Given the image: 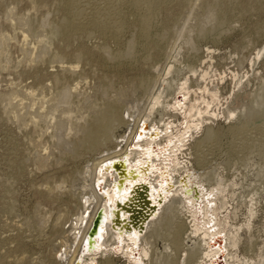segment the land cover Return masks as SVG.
Wrapping results in <instances>:
<instances>
[{"label": "rangeland", "instance_id": "obj_1", "mask_svg": "<svg viewBox=\"0 0 264 264\" xmlns=\"http://www.w3.org/2000/svg\"><path fill=\"white\" fill-rule=\"evenodd\" d=\"M103 1L99 0L101 4L105 3ZM66 2L0 0V264H58L54 248L63 229L62 226L55 229V221H68L79 207L77 200L70 198L66 191L70 182L86 160L97 159L106 154L107 149L115 147L109 141L105 145L106 134L102 122L106 117L120 113L135 94L139 97L149 96L147 91L140 88V82L143 79L149 81L161 71L171 51L174 54L170 65L174 62L183 73L188 72L189 64L197 68L198 76L189 78L196 85L194 89L201 83V79L199 82L197 79L199 73L209 71L211 76L206 80L205 88L212 90L217 86L222 92L218 109L220 117L210 124L219 133L218 138L211 139L210 142L215 155L206 171L215 169L223 174L224 179L237 181V194L257 192L259 195L253 207L250 204L242 205L244 201L239 202L240 199L237 198L234 203L230 200L227 205L230 218L226 223L223 220L224 224L219 222L216 226L220 228L222 225V232L226 235L231 229L240 235L237 258L257 261L264 247V172L263 177L259 178L255 172L260 169L264 171V148L256 141L253 153L238 157L233 143L239 138L234 136L230 128L240 127L246 117L237 116L230 120L226 117L225 109L229 107L238 110L247 106L257 108V103L260 102L256 95L264 86V0H167L160 3L162 6L156 7L159 11L154 9L148 12V17L155 22L152 21L151 38L147 40L144 37L146 41L142 38V13L131 12L129 7L123 9L125 12L121 11L125 24L122 31L105 33L93 29L78 34L57 31L69 17L70 6ZM27 23L29 24L26 25ZM185 25L186 35L190 29L195 30L193 35L195 48L198 49L196 51L186 46V38L180 39L176 48L173 47ZM199 33L204 34L199 36ZM43 35L47 36L51 49L49 54L45 55L44 61L29 62L30 52L33 54L35 48H41L36 53H45L41 42ZM4 37L8 40L7 44H1ZM130 44H134L130 53L132 56L123 57ZM179 52L177 61L175 58ZM56 53L79 66L78 72H82L87 80L81 89L80 99L82 102L90 99L94 103L86 120L74 123L77 134L72 136V141L78 149L76 155L64 146L57 149V142L51 137L40 139L42 126L38 123H29L30 127H25L26 129L23 125L19 127L16 120H10L14 107L7 109L2 101L10 93L19 97L13 105L20 101H27L28 105L29 100L45 102L55 95L56 89L60 87L55 75L62 72V65L55 59ZM259 53L262 54L257 60ZM53 58L55 61L52 62ZM156 64L157 67L153 68ZM63 67L70 66L65 64ZM189 74L191 73L187 75ZM240 79L241 85L238 84ZM195 93L199 95L195 100L205 96L198 91ZM144 101L145 99L139 103L141 107ZM21 107L15 109V112H23ZM172 114L177 117L169 121H175L180 126L183 123L182 117L173 110ZM250 123L252 126L253 122ZM36 126H39L37 130ZM251 134L254 136L255 132ZM205 135L206 127L177 156L179 162H184V158L187 164L191 161L194 170L200 173L203 170L197 163L196 156ZM39 139L42 142H38ZM205 146L207 145H203ZM46 148L52 157L49 165L41 166L38 154H43ZM210 201L215 203L217 200ZM249 207L256 211L251 219L248 218ZM189 212L187 214L191 216ZM195 213L192 212V215ZM220 219L218 217L219 221ZM252 243L256 245L254 248ZM252 248L257 251L258 258L252 256ZM103 261V257L98 255L96 263L102 264ZM112 264L132 263L119 255L113 257Z\"/></svg>", "mask_w": 264, "mask_h": 264}, {"label": "bare ground", "instance_id": "obj_2", "mask_svg": "<svg viewBox=\"0 0 264 264\" xmlns=\"http://www.w3.org/2000/svg\"><path fill=\"white\" fill-rule=\"evenodd\" d=\"M65 1L70 6H67L70 9L69 17L57 31L61 30L64 34H78L93 29L105 33L116 30L118 32L124 24L121 11L129 7L131 12L142 13V38L148 40L152 23L155 22L148 17V12L167 0H101L105 2L102 4L99 0ZM186 25L178 34L173 47L176 48L180 39L186 38V46L196 51L198 49L195 48L193 35L195 30L190 29L186 35ZM201 34L204 33H199V36ZM145 38L143 40L146 41ZM4 40L1 44H7L8 40ZM41 42L45 53L41 50L36 53L40 47L35 48L33 54L30 52L29 62L44 61L45 55L49 54L51 49L47 36H44ZM156 42L158 43L157 40ZM133 46L134 44L129 45V50L123 57L132 56L130 53ZM56 54L55 59L62 65V72L55 75L60 85L55 95L45 102L22 99L29 100V104L26 105L27 101H20L21 103L13 105L18 96L10 93L3 97L2 101L6 105L5 108L14 107L10 120H16L19 127L23 125L24 128H29V123H38L42 126L40 139L51 137L57 142V149L64 146L76 155L78 149L72 141V136L77 134L74 123L79 124L86 120L94 103L90 99H84L83 102L80 99L81 89L87 80L82 72H78L79 66L66 61L62 54ZM173 54L174 51L168 54L166 65L161 71L149 81L143 79L140 82V88L147 91L149 96L139 97L135 94L133 100L128 101L120 113H114L102 122L106 134L105 145L106 141H109L114 143L115 147L107 149L106 154L97 159L86 160L68 188L64 186L68 189L64 188L69 197L77 200L79 207L68 221H55L54 228L62 226L63 229L62 236L54 248L58 264H98V255L104 259L102 264H112L113 257L119 255L127 258L132 264H264V247L258 258L257 251L253 249L256 245L252 243L251 253L252 256H257V261L239 259L236 252L241 243L240 235L232 229L226 235L222 232V225L217 227L219 222L223 223L224 220L226 223L230 218L231 213L227 210L230 200L234 203L240 199L239 202L244 201L242 205L250 204V207H253L259 195L257 192L238 195L235 189L239 185L237 181L224 179L223 174L215 169L206 171L215 155L213 144L210 142L211 139L218 138L219 133L210 127V124L220 117L218 109L222 92L217 86L212 90L205 88V82L211 76L209 71L199 73L197 79L198 82L201 79V85L198 83L194 89L196 85L189 78L198 74L197 68L189 64L188 72L183 73L174 62L170 65ZM261 54L259 53L257 60ZM178 55L180 52L176 55L177 61ZM53 60L54 58L52 62ZM65 64L70 67H63ZM156 67L157 64L153 65V68ZM188 73L193 76L187 75ZM241 83L242 79L238 84ZM201 88L205 89L199 90ZM196 91L205 96L195 100L199 97ZM144 99V105L141 107L139 103ZM256 99L260 100L257 108L246 105L247 107L240 108L241 110H232L229 107L225 109L226 117L230 120L237 116L246 117L240 127L230 128L234 136L239 138L233 143L238 157L253 153L256 141L264 148V86L260 88ZM19 107L23 112H15ZM172 110L182 117L183 123L180 126H177L175 121L170 122L171 118L177 117L172 114ZM259 121H262L261 124ZM250 122H253L252 126ZM205 127L204 142L196 156V161L203 170L200 173L194 170L191 161L187 164L184 158V162H179L177 156L182 154L185 145ZM38 128L39 126H36L35 130ZM252 132H255L254 136ZM43 152L38 154L41 166L48 164L52 157L47 148ZM253 171L251 169V173ZM263 172L261 169L255 172L256 177H263ZM247 173L249 175L250 171ZM247 198L250 200L247 201ZM210 199L217 201L214 203ZM250 207L248 218L251 219L256 211L250 210ZM134 212L136 213L133 214ZM188 212L191 216H188ZM192 212L196 213L192 215ZM218 217L221 218L220 221ZM99 219L100 227L94 236L91 230ZM183 252L185 253L182 258Z\"/></svg>", "mask_w": 264, "mask_h": 264}, {"label": "water", "instance_id": "obj_3", "mask_svg": "<svg viewBox=\"0 0 264 264\" xmlns=\"http://www.w3.org/2000/svg\"><path fill=\"white\" fill-rule=\"evenodd\" d=\"M135 213L136 212H134L133 214H135ZM100 223H101V219H99L98 222L96 224H94V226L92 227L91 233L94 234V236L98 232V229L100 227Z\"/></svg>", "mask_w": 264, "mask_h": 264}]
</instances>
